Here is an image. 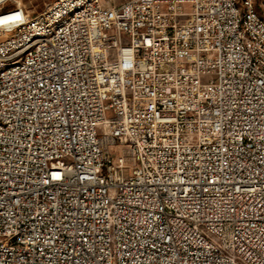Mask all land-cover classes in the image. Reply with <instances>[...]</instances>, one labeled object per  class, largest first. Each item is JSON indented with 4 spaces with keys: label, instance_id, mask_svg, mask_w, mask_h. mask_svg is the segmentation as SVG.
Here are the masks:
<instances>
[{
    "label": "built area",
    "instance_id": "1",
    "mask_svg": "<svg viewBox=\"0 0 264 264\" xmlns=\"http://www.w3.org/2000/svg\"><path fill=\"white\" fill-rule=\"evenodd\" d=\"M9 1L0 61L27 46L14 38L30 18L80 0L35 15ZM0 264H264V27L249 1H98L40 33L28 67L0 76Z\"/></svg>",
    "mask_w": 264,
    "mask_h": 264
},
{
    "label": "bare ground",
    "instance_id": "2",
    "mask_svg": "<svg viewBox=\"0 0 264 264\" xmlns=\"http://www.w3.org/2000/svg\"><path fill=\"white\" fill-rule=\"evenodd\" d=\"M70 1V0H63ZM98 1L108 0H80L74 2L71 8H65L62 14L55 15L50 21L47 19L31 18L29 27L31 32H20V35L15 36L14 45L24 46V50L17 52L14 55V46H6V54L0 61V76H7L12 73V67L16 65V72H23L29 65V60L34 53L37 52V44H40V33L51 34L61 32L72 21L75 16L84 13L85 10L97 4ZM249 1V9L252 16H256V21L264 27V13H261L259 3H264V0H229L230 7L240 8L242 3ZM242 36H249V29H242ZM30 41V44H28ZM119 92V82H111L110 93ZM217 124H208V132H216ZM174 215H181V208H174ZM219 251V238H211V244L207 248V257H215V252Z\"/></svg>",
    "mask_w": 264,
    "mask_h": 264
},
{
    "label": "rangeland",
    "instance_id": "3",
    "mask_svg": "<svg viewBox=\"0 0 264 264\" xmlns=\"http://www.w3.org/2000/svg\"><path fill=\"white\" fill-rule=\"evenodd\" d=\"M23 5L31 15H35L38 12L45 9V7L53 0H17ZM121 2L124 0H116ZM16 0H10L6 5V8H11L15 4ZM31 19V18H30Z\"/></svg>",
    "mask_w": 264,
    "mask_h": 264
},
{
    "label": "snow or ice",
    "instance_id": "4",
    "mask_svg": "<svg viewBox=\"0 0 264 264\" xmlns=\"http://www.w3.org/2000/svg\"><path fill=\"white\" fill-rule=\"evenodd\" d=\"M19 17L17 16V17H14V19H18Z\"/></svg>",
    "mask_w": 264,
    "mask_h": 264
}]
</instances>
